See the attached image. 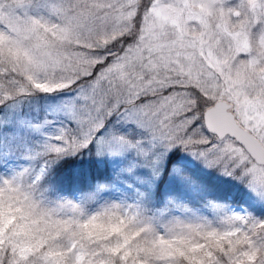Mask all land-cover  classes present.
<instances>
[{
  "label": "rangeland",
  "instance_id": "obj_1",
  "mask_svg": "<svg viewBox=\"0 0 264 264\" xmlns=\"http://www.w3.org/2000/svg\"><path fill=\"white\" fill-rule=\"evenodd\" d=\"M108 56L112 80L54 99ZM0 65L45 94L0 114L5 150L26 144L0 161V249L14 263L264 264V166L203 126L223 101L264 149V0H0ZM10 86L0 102L20 91ZM90 145L118 175L85 212L88 196L64 200L40 181ZM175 150L159 200H144Z\"/></svg>",
  "mask_w": 264,
  "mask_h": 264
},
{
  "label": "trees",
  "instance_id": "obj_2",
  "mask_svg": "<svg viewBox=\"0 0 264 264\" xmlns=\"http://www.w3.org/2000/svg\"><path fill=\"white\" fill-rule=\"evenodd\" d=\"M124 41H127V39H124ZM117 42L115 41V43H113L112 47H116V48L115 49L113 48L111 53L116 56H119L122 53L123 46L120 47L119 43ZM110 60L111 58L108 56L102 63H98L93 67H89L88 70L86 69V72L82 76H80L76 71H74V73H76L73 78L74 86L67 87L62 91L55 93L57 96L54 99L61 98L63 97V95L65 96V93L74 90L76 88H83L86 86H90L91 84L95 83V81L104 80L106 78L105 73L107 72V69L110 66ZM109 77L106 78L105 81L108 79L111 80L113 79L112 77L110 78ZM10 78L12 79L11 81H9ZM10 83H17L20 86V91L19 90L11 91L7 96V100H3L2 102H0V114H3L4 110L15 101L29 99V98H37V99L39 98V101H41L45 95L43 92L33 88L30 84L26 83L23 75L19 73L17 70L11 69V67L4 68L2 65H0V92L5 91L4 90L5 88H11ZM107 113L108 112H105L104 110L100 113L102 115L103 118L102 121H104L105 126H107L109 123H112L115 118L114 114H111L109 118L107 116ZM21 114L24 117L28 116L26 111H22ZM9 132H11V130H9ZM16 143H19L24 148L26 146V144H22L21 142H16ZM16 143L7 145L6 146L7 150H5V147L1 145V139H0V161L1 158H3L4 156L10 159V154L16 155L11 153L10 149L11 150L15 149L17 153L23 152L22 148L19 147ZM81 153L82 154L76 152L68 156H63V157L62 155L58 156L55 162L51 163L46 167V174L40 181V186L42 190H45V187H47L48 188L47 191L50 194H53V196L58 195L59 196L58 198H62L64 200H69L75 195H78L80 197L88 196L90 199L89 202L86 203L85 202L86 198H85L84 206L81 205L80 206L81 208L77 206L78 208L87 212L90 209L94 208L95 206H97L99 209L102 208L110 200V197L107 198L105 194L100 193L99 195H103V196H99V195L95 196V193L99 191L102 185L106 186L111 184L113 178L116 179V175L118 174H115L116 172L114 171L115 169L112 168L105 161L99 163L96 160L93 153V146L90 145L87 148V150H84ZM178 157H179L178 150H175L166 159L167 160L166 171L164 172V175L158 181L155 180L154 182L151 183L152 185L150 188H152V190L148 191L150 196L144 195L143 197L144 200L147 201H150V199L159 200L160 193L162 191L161 187L164 183V177L168 172L167 170L171 167V165H173L177 161ZM198 182H199V178H198ZM199 184L200 185H204V184L201 183L196 184L197 188L201 190V186ZM151 195L154 196L155 198L151 197ZM230 203L236 204L237 202L234 200L231 201ZM12 207L14 209L15 214L18 215L20 213L21 206L19 204L16 205L13 203ZM64 238L65 237L63 232L61 239L64 240ZM76 239L80 241L78 237H76ZM9 248H10L9 245L7 244L1 246L0 264H21V263H14L13 254L11 253ZM105 259H108V257H105ZM105 264H128V263L127 261L122 259L119 255H115V257L111 261L106 260Z\"/></svg>",
  "mask_w": 264,
  "mask_h": 264
},
{
  "label": "water",
  "instance_id": "obj_3",
  "mask_svg": "<svg viewBox=\"0 0 264 264\" xmlns=\"http://www.w3.org/2000/svg\"><path fill=\"white\" fill-rule=\"evenodd\" d=\"M230 109L231 105L223 101H219L208 108L203 114V124L206 131L219 140L230 136L257 165H264L263 147L250 133L238 126L234 115L229 111Z\"/></svg>",
  "mask_w": 264,
  "mask_h": 264
}]
</instances>
